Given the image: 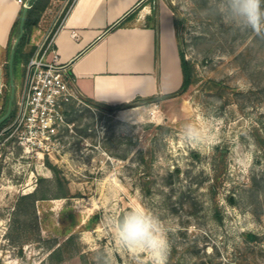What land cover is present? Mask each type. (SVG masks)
Returning <instances> with one entry per match:
<instances>
[{
	"label": "rangeland",
	"instance_id": "374dc122",
	"mask_svg": "<svg viewBox=\"0 0 264 264\" xmlns=\"http://www.w3.org/2000/svg\"><path fill=\"white\" fill-rule=\"evenodd\" d=\"M70 1L49 0L35 39ZM142 1L170 8L194 81L147 103H71L59 154L29 139L25 151L3 131L24 78L26 62L14 59L0 122V264H110L113 252L115 264H150L114 239L132 208L170 228L168 264H264V36L222 18L223 0ZM16 35L2 52L0 115Z\"/></svg>",
	"mask_w": 264,
	"mask_h": 264
},
{
	"label": "crops",
	"instance_id": "0c3cea01",
	"mask_svg": "<svg viewBox=\"0 0 264 264\" xmlns=\"http://www.w3.org/2000/svg\"><path fill=\"white\" fill-rule=\"evenodd\" d=\"M74 0L53 31L57 59L85 99L113 106L180 86L182 73L173 16L164 2ZM22 10L17 0H0V89L2 52ZM35 30L29 45L38 39ZM143 91V94H141Z\"/></svg>",
	"mask_w": 264,
	"mask_h": 264
},
{
	"label": "built area",
	"instance_id": "2783aa9c",
	"mask_svg": "<svg viewBox=\"0 0 264 264\" xmlns=\"http://www.w3.org/2000/svg\"><path fill=\"white\" fill-rule=\"evenodd\" d=\"M17 1L22 7L30 6V0ZM53 31L41 35L34 44L33 53L23 64L24 78L16 100L17 110L3 129L5 133L14 134L25 151L29 150L26 143L29 139V142L37 144L40 151L48 154L55 150L59 154L65 146L64 138H67L70 126L65 115L68 106L81 102L91 107L90 102L76 91L72 78L58 62L53 47Z\"/></svg>",
	"mask_w": 264,
	"mask_h": 264
},
{
	"label": "clouds",
	"instance_id": "9594fccd",
	"mask_svg": "<svg viewBox=\"0 0 264 264\" xmlns=\"http://www.w3.org/2000/svg\"><path fill=\"white\" fill-rule=\"evenodd\" d=\"M227 22L264 36V0H223L218 10ZM191 137V130H189ZM114 239L118 247L134 256L146 255L150 264H168L170 228L148 209L132 208L117 217ZM110 264H115L114 252Z\"/></svg>",
	"mask_w": 264,
	"mask_h": 264
},
{
	"label": "trees",
	"instance_id": "16d2710c",
	"mask_svg": "<svg viewBox=\"0 0 264 264\" xmlns=\"http://www.w3.org/2000/svg\"><path fill=\"white\" fill-rule=\"evenodd\" d=\"M48 3H49V0H30V6L27 7L25 17H24L23 32L15 47L13 61L16 58L18 61L24 60V62H26L27 59L29 58V55L31 54L32 49H30V47H28L29 49L26 48V45L28 44L27 42L29 40L33 27H35L38 24L40 16L42 12L44 11V9L47 7ZM20 13L21 11L19 12L18 16L16 17L14 21L13 31L15 29L16 34L18 33V21H19ZM176 22H177L176 19H173L174 26L176 25ZM178 53H179L180 68H181V73H182V80H181V83L178 89L170 93H165L162 95H150V96L143 97V98H138V99L136 98L132 102L136 100H142L141 102L147 103V102H151L154 100H159L161 98L174 96L180 92H183L194 81L193 63L184 56L179 46H178ZM6 75H8V72H6ZM86 100L95 105L107 106V105H102L101 103L93 101L91 99H86ZM128 104L132 105L134 103L130 102Z\"/></svg>",
	"mask_w": 264,
	"mask_h": 264
},
{
	"label": "water",
	"instance_id": "95a60500",
	"mask_svg": "<svg viewBox=\"0 0 264 264\" xmlns=\"http://www.w3.org/2000/svg\"><path fill=\"white\" fill-rule=\"evenodd\" d=\"M27 7H22L20 16H19V21H18V33L15 36L10 51H9V56H8V76H9V84H10V94H9V100H8V105L6 111L0 115V122L8 115L10 111V105H11V100L13 98V93H14V83H13V76H12V63H13V57H14V52H15V47L22 35L23 32V25H24V17L26 13Z\"/></svg>",
	"mask_w": 264,
	"mask_h": 264
}]
</instances>
